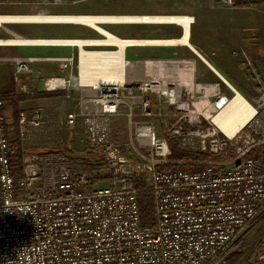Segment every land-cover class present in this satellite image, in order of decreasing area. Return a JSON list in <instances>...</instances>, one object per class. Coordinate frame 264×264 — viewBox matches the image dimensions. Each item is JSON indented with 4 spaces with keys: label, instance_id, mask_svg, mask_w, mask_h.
I'll return each mask as SVG.
<instances>
[{
    "label": "built area",
    "instance_id": "built-area-1",
    "mask_svg": "<svg viewBox=\"0 0 264 264\" xmlns=\"http://www.w3.org/2000/svg\"><path fill=\"white\" fill-rule=\"evenodd\" d=\"M209 1L230 10H249L254 8L238 3L264 0ZM121 18L103 16L105 20L96 22L99 27L88 26L97 34L93 38L29 39L12 33L0 39V47L76 52L56 58H9L15 92L26 97L64 92L71 99L75 87L83 111L69 113L65 123H59L72 129L81 117L84 141L103 153L108 171L107 179L92 180L81 172L73 174L63 154L26 151L18 169V145L5 114L8 104L0 100V264H226L242 233L264 212V87L254 105L242 97L253 114L231 134L213 121L240 95L226 80L219 77L233 93L231 98L217 84L198 82L188 72L193 67L188 57L127 58L132 48L185 46L205 62L188 43L195 18L176 16L173 25L181 28V36L169 40L122 39L100 27L154 25L147 19ZM184 21L188 37L182 42ZM91 51L106 53L114 61L100 72L96 64L86 69L81 57ZM39 61L56 62L61 74L42 75L34 68ZM122 106L125 116L134 120L128 121L132 130L125 146L112 139L111 128ZM52 121L42 111L20 110L21 147L26 148L31 133ZM171 140L218 159L194 162L199 169L188 170V161H170ZM175 163H180L175 169L157 171L158 166ZM143 191L151 193L154 206V222L145 227L140 226L137 204ZM237 264H264V237Z\"/></svg>",
    "mask_w": 264,
    "mask_h": 264
},
{
    "label": "rangeland",
    "instance_id": "rangeland-1",
    "mask_svg": "<svg viewBox=\"0 0 264 264\" xmlns=\"http://www.w3.org/2000/svg\"><path fill=\"white\" fill-rule=\"evenodd\" d=\"M0 11H9L14 14H62L73 11L103 14L128 13L125 15L138 16H193L195 22L190 32V45L220 76L191 50H180L179 55H187L192 59L193 67H189L188 72H192L200 83L217 84L221 92L231 98L233 93L220 78L226 80L251 105H254L253 100L258 98L261 88L264 87V7L230 10L213 4L209 0H0ZM138 26L140 27L110 25L106 26V29L118 35L124 32H136L139 29L145 31L147 35H153L155 31L149 28L155 29L166 25ZM168 52L170 53V51L165 53L168 54ZM152 53L155 52L149 48H132L127 50V58L140 60L144 58V55ZM13 88L16 89L15 84ZM13 93L20 98L17 105L20 110H25L35 103H43L42 112L50 114L53 118L49 125L29 135L30 142L26 147L40 152L45 149L59 150L71 146L79 154L89 149L84 142L81 117L76 118L72 129L59 123V120L65 123L64 118L69 113L81 114L83 111L78 108L75 96L71 95L70 98L73 97L71 99L66 97L61 99L57 95L58 100H55L52 99L53 97L37 96L38 94H54L42 91L36 92L33 97L23 96L15 90ZM4 102L8 104L5 105V114L8 115L10 120L7 122L10 121L11 125L10 102ZM57 104L59 107H56ZM135 113L138 114L137 108H135ZM125 114L126 109L122 106L119 109V115L111 119L112 139L120 146L129 144L128 130H132V125L128 121L129 119L134 121L132 118L128 119ZM154 121L159 128L161 126L159 120ZM157 135L161 136L158 129ZM134 151L132 149L129 155L126 154L127 157L131 158ZM141 151L145 152L144 149ZM213 159H218V157ZM194 162L198 161H188V165L197 166L192 164ZM179 164L175 163L177 166ZM100 175L101 179H107V166ZM134 183L138 186L137 179ZM103 184L107 185L106 182ZM143 187L145 184L141 183V188ZM258 227L259 223L256 222L255 225L246 228L239 241L253 238ZM263 237L264 233L253 238L250 245L243 250V256L249 254Z\"/></svg>",
    "mask_w": 264,
    "mask_h": 264
},
{
    "label": "crops",
    "instance_id": "crops-1",
    "mask_svg": "<svg viewBox=\"0 0 264 264\" xmlns=\"http://www.w3.org/2000/svg\"><path fill=\"white\" fill-rule=\"evenodd\" d=\"M128 13H118V14H106V13H90V12H67L62 14H14L10 13L9 11H0V39L2 38H9L10 34L15 33L18 34L21 37L29 38V39H52V38H93L96 37L97 34L94 31L93 28L99 27L96 22H101L103 19V16H125L122 17L121 20L125 21L127 19H133V18H140V17H127V16H138V15H125ZM4 16V17H3ZM14 16H19L18 18H15ZM99 20H96L98 19ZM144 17V16H142ZM152 17V16H150ZM153 17H162V16H153ZM172 17V16H170ZM4 18V19H3ZM22 18V19H21ZM46 18H80L87 20H80L79 21H61V20H54V21H48L44 20ZM166 18V17H162ZM12 19V20H11ZM27 20V21H26ZM106 21H110L107 20ZM19 22V23H16ZM85 22V23H84ZM129 22V21H125ZM89 23L91 25H89ZM84 24V25H83ZM166 26H159L154 30L155 34L153 35H147L145 31L138 30L136 32L132 33H123L122 35H118L113 33L112 31H109L106 29V26L110 25H116V26H138L139 24H127V23H106L100 25L101 29H104L105 31H108L109 33L118 36L122 39H148V40H169V39H178L181 36V28L169 24V23H162ZM154 25H161V24H154ZM91 26V27H88ZM150 27V26H149ZM161 28V29H160ZM174 28V29H171ZM192 28V27H191ZM191 32V29H190ZM185 35V34H184ZM185 37V36H184ZM183 37V38H184ZM187 38V37H186ZM190 34H189V40L188 43L190 44ZM153 50L155 53L153 54H147L144 55V58H150V59H163V58H169L172 57L174 54H176L179 57H188L187 55H179L180 50H186L188 51L189 48L185 46H179V47H145ZM140 49V48H138ZM166 51L168 54H166ZM75 51L70 48H59V47H0V93L7 92L10 90L14 91L15 88H13L14 83L12 81V64L9 62V58L12 57H39V58H56V57H67L70 55H75ZM94 58V57H93ZM34 68L40 72L44 76H58L61 74L60 70L58 69L57 63L53 61H39L34 64ZM214 71V70H213ZM215 73L217 71H214ZM218 76V72L216 73ZM233 83H235L233 81ZM61 96H59L61 99H65L64 92H60ZM71 94L75 97L79 95L78 90L75 87H72ZM57 96H53L52 99L58 100L56 98ZM57 101H55L56 103ZM69 103V102H68ZM43 103H35L31 106H28L25 111L27 113L32 112L34 110L42 111ZM58 104L56 105V107ZM59 107V106H58ZM6 113V111H5ZM50 115V114H49ZM7 118L8 115L6 114ZM8 120H10L8 118ZM10 124V121L8 122ZM84 138V137H83ZM85 142V141H84Z\"/></svg>",
    "mask_w": 264,
    "mask_h": 264
},
{
    "label": "trees",
    "instance_id": "trees-1",
    "mask_svg": "<svg viewBox=\"0 0 264 264\" xmlns=\"http://www.w3.org/2000/svg\"><path fill=\"white\" fill-rule=\"evenodd\" d=\"M241 7H248V8H257V7H264V1L256 2L249 5H243ZM13 91L10 92H2L0 93V100L1 101H9L10 102V110H11V134L12 137L15 139L16 144L18 145V153L16 156V166L18 169L21 168L20 158L23 151L38 153V154H48V153H60L67 157L72 173H84L87 174L91 179L100 180L101 179V171L106 168V163L104 161L103 153L100 150L94 149H85L81 154L77 153V151L72 148L71 146H67L63 149L57 150H48L45 149L43 151H36L34 148H25L21 147V143L18 140V133H17V123H18V113L20 111L18 105V100L20 99L18 96L12 94ZM61 96V93H54V94H38L39 97H53V96ZM7 128V126H5ZM168 146L171 150V157L169 158L171 161H204L213 158H217L216 156L209 155L203 152H193L187 149L181 148L179 146V142L177 140H171L168 142ZM178 166L175 164H167L163 166H158L157 171L160 172L162 170H172L177 168ZM182 167V166H181ZM188 170H197L199 169L198 166L188 165L186 166ZM136 186V185H135ZM137 187V186H136ZM137 204L139 208V219H140V226L145 227L148 225L153 224L154 222V206H153V199L151 193L147 191L139 192L137 195ZM259 223V227L256 231V236H259L264 233V212L260 214L249 226L255 225V223ZM241 240L239 241V248L237 251L229 256L226 259V264H237L243 258V250L250 245L251 240Z\"/></svg>",
    "mask_w": 264,
    "mask_h": 264
},
{
    "label": "bare ground",
    "instance_id": "bare-ground-1",
    "mask_svg": "<svg viewBox=\"0 0 264 264\" xmlns=\"http://www.w3.org/2000/svg\"><path fill=\"white\" fill-rule=\"evenodd\" d=\"M0 17H2V16H0ZM14 17L18 18L19 16H14ZM127 17H140V18L127 19L125 21L132 22L134 20H141L142 21V20L147 19V21H149L150 23L161 24V25H163L162 23L173 24L177 20L175 18L176 16H172V17L162 16V17H166V18L153 17V16L152 17H150V16H148V17L147 16H144V17H142V16H127ZM44 20H48V21L61 20V21H72V22L73 21L74 22L79 21L80 22L81 19L80 18L79 19L78 18H60V19L46 18ZM82 20H85V19H82ZM96 20H99V17ZM147 21H144V22H147ZM85 22H87V20H85ZM16 23H19V22H16ZM89 25H91V24L89 23ZM183 27L185 28L186 32H185V37L182 39V42H185L186 37H188V30H187L188 26H187L186 21L183 22ZM115 60H118V57ZM113 61L109 55H107L106 53H102V52H94V51L85 52L82 54V57H81V63L83 66L86 67V69H88L89 68L88 66H90L91 64H96L99 66L98 67L99 72L102 71L103 69H105L106 67H108L109 65H111ZM109 68H110V70H113V68L111 66ZM117 68L120 70L122 69L121 63H120V65H117ZM209 68L211 70H214L212 68V66H210V65H209ZM252 114H253V110H251L247 106L244 99L240 95H237L228 103L226 108H224L223 111L217 117H214L213 121L220 128H224L232 134L233 132L240 129L244 125V123L251 117Z\"/></svg>",
    "mask_w": 264,
    "mask_h": 264
}]
</instances>
